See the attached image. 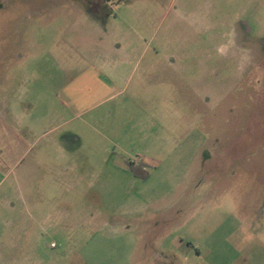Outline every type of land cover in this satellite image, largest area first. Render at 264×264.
I'll return each instance as SVG.
<instances>
[{"label":"rangeland","instance_id":"rangeland-1","mask_svg":"<svg viewBox=\"0 0 264 264\" xmlns=\"http://www.w3.org/2000/svg\"><path fill=\"white\" fill-rule=\"evenodd\" d=\"M85 4L0 0V264H264V0Z\"/></svg>","mask_w":264,"mask_h":264},{"label":"clouds","instance_id":"clouds-1","mask_svg":"<svg viewBox=\"0 0 264 264\" xmlns=\"http://www.w3.org/2000/svg\"><path fill=\"white\" fill-rule=\"evenodd\" d=\"M236 47V38L234 30L230 33L225 34L224 42L217 46L216 53L218 57H227L233 48ZM250 62V57L246 50H241V55L239 57L236 71L238 73H243L248 63Z\"/></svg>","mask_w":264,"mask_h":264},{"label":"flooded vegetation","instance_id":"flooded-vegetation-1","mask_svg":"<svg viewBox=\"0 0 264 264\" xmlns=\"http://www.w3.org/2000/svg\"><path fill=\"white\" fill-rule=\"evenodd\" d=\"M107 2H109V0H86L85 8L87 11L95 15H100V13L103 11L104 6L106 5ZM96 6L97 8L93 9ZM52 247L56 248L54 244H52Z\"/></svg>","mask_w":264,"mask_h":264},{"label":"crops","instance_id":"crops-1","mask_svg":"<svg viewBox=\"0 0 264 264\" xmlns=\"http://www.w3.org/2000/svg\"><path fill=\"white\" fill-rule=\"evenodd\" d=\"M83 93H84V90L82 91V93H81V94H80V93H77V92H75V93H74V92H72V94L75 96V98H76V94H79V95H78V97H79V96H80V97H81V96H84V94H83Z\"/></svg>","mask_w":264,"mask_h":264}]
</instances>
